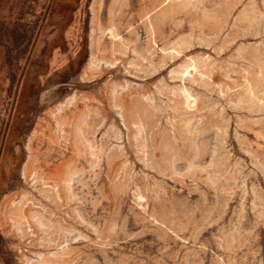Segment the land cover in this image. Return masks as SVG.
Returning a JSON list of instances; mask_svg holds the SVG:
<instances>
[{"label":"rangeland","instance_id":"1","mask_svg":"<svg viewBox=\"0 0 264 264\" xmlns=\"http://www.w3.org/2000/svg\"><path fill=\"white\" fill-rule=\"evenodd\" d=\"M0 264H264V0H0Z\"/></svg>","mask_w":264,"mask_h":264}]
</instances>
